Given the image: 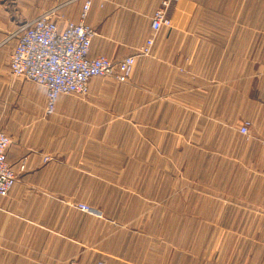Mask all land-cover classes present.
<instances>
[{
  "label": "crops",
  "instance_id": "crops-1",
  "mask_svg": "<svg viewBox=\"0 0 264 264\" xmlns=\"http://www.w3.org/2000/svg\"><path fill=\"white\" fill-rule=\"evenodd\" d=\"M162 1L91 0L90 56L135 54ZM83 3L0 0V130L16 175L0 196V264H264V148L238 131L249 121L264 140V0H170L171 24L125 82L93 76L46 113L44 87L10 74L12 34L54 6L60 26L77 21ZM200 154L206 195L180 171Z\"/></svg>",
  "mask_w": 264,
  "mask_h": 264
},
{
  "label": "built area",
  "instance_id": "built-area-1",
  "mask_svg": "<svg viewBox=\"0 0 264 264\" xmlns=\"http://www.w3.org/2000/svg\"><path fill=\"white\" fill-rule=\"evenodd\" d=\"M90 4L91 0H84L80 19L64 20L62 26L59 25L61 16L57 13L59 6L45 9L12 34L16 36V43L9 55L10 74L44 87L46 113L54 110L60 94L85 96L89 79L93 76L125 82L132 72L136 56L149 55L155 34L162 26L171 24L168 13L170 0H163L150 18L152 35L135 54L126 55L117 61L105 55L90 56L91 39L95 33L85 22ZM249 126L250 122L244 121L238 131L245 135ZM10 142V137L0 130V196H7L16 180L6 157ZM49 158L45 155L43 160ZM75 207L91 216L103 217L99 208L87 203L78 202ZM64 264L79 263L75 259H68ZM97 264L105 263L98 261Z\"/></svg>",
  "mask_w": 264,
  "mask_h": 264
},
{
  "label": "rangeland",
  "instance_id": "rangeland-1",
  "mask_svg": "<svg viewBox=\"0 0 264 264\" xmlns=\"http://www.w3.org/2000/svg\"><path fill=\"white\" fill-rule=\"evenodd\" d=\"M201 2H202L201 9L206 10V0H201ZM199 126L201 125L200 124L195 125V130H194L195 138L193 141H190V143L194 144L195 147H198V148L200 147L203 153V148L205 149V152H206V141H202L201 139L200 133L202 129L198 128ZM242 137L245 140V142L249 143L250 145L255 144V145H259L260 147L262 146L264 148V140H259L255 137L254 132L252 130V124H250L249 126L248 133L245 135L243 134ZM184 166H185V169L184 171H182L181 157H180V171L184 173V176L188 178V180L194 182V185L196 186L194 193L196 195H206V156H204L203 154H200V156L190 155L188 157V160L184 162Z\"/></svg>",
  "mask_w": 264,
  "mask_h": 264
}]
</instances>
